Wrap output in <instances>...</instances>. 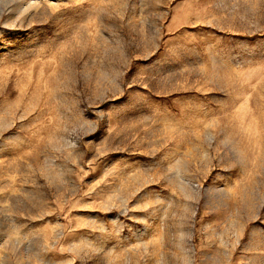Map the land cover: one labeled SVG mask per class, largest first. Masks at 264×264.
I'll use <instances>...</instances> for the list:
<instances>
[{"label": "rangeland", "instance_id": "rangeland-1", "mask_svg": "<svg viewBox=\"0 0 264 264\" xmlns=\"http://www.w3.org/2000/svg\"><path fill=\"white\" fill-rule=\"evenodd\" d=\"M0 264H264V0H0Z\"/></svg>", "mask_w": 264, "mask_h": 264}]
</instances>
